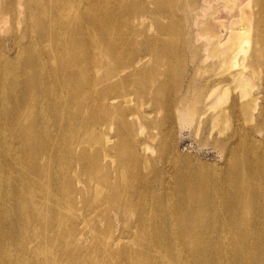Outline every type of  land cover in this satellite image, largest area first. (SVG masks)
Returning a JSON list of instances; mask_svg holds the SVG:
<instances>
[{"label":"bare ground","instance_id":"bare-ground-1","mask_svg":"<svg viewBox=\"0 0 264 264\" xmlns=\"http://www.w3.org/2000/svg\"><path fill=\"white\" fill-rule=\"evenodd\" d=\"M221 1L186 32L181 0H0V264H264V0ZM187 36L230 71L202 113L235 122L219 168L181 177L171 129L154 158L136 136L192 112Z\"/></svg>","mask_w":264,"mask_h":264},{"label":"rangeland","instance_id":"rangeland-1","mask_svg":"<svg viewBox=\"0 0 264 264\" xmlns=\"http://www.w3.org/2000/svg\"><path fill=\"white\" fill-rule=\"evenodd\" d=\"M118 1L121 2L123 0ZM208 4H210V7H213L215 5L222 4V1L211 0L208 3V0H181V7L178 15L186 21V28L184 27L186 32H189L192 22H194L193 29L198 28L195 26V22L203 19L202 15L205 13V9L208 8ZM221 10L222 11L218 10V13L214 15L217 17L216 20H213L215 23H218V21L227 23L231 20H236L233 18L227 19V17H230L231 14L222 8ZM186 13H188V16ZM204 18H208V16H205ZM10 27V23L3 26V28L9 32L11 31ZM226 32L229 33L225 28L222 34L226 35ZM187 38L191 43V45L187 43V53L185 54L188 74L184 80H182L181 76L176 78V80L181 81L182 84H185L186 82L189 85L190 83L192 84L186 98L188 99V104L192 112L189 113L188 117L182 116L181 118L177 117V119L173 118L172 120L168 119L164 112H161L157 116L159 119V124L157 126L151 124L149 127L145 128L143 132L138 130L136 136V139H145L147 146L151 148L150 150L144 151L142 149L144 147L142 146L140 148L142 149V152L154 158L157 154L156 148H158L161 143L164 144L163 142L165 135H167V128L171 129L174 139L165 143V153L176 151L178 155H180L178 157L182 163L178 162L177 166L185 167V170L180 174L181 177H191L201 171H216L219 168L224 159L222 141L226 138L227 134L232 133L235 122V120L231 118L230 123H228L226 127L225 133L221 134L219 126L214 127L213 124H211V121L208 120V112H206V114L202 113L203 109L207 108L208 88L213 85L217 77L229 76L230 71H226V73L223 74L222 72H224V68L216 58H210L209 60H206L208 59L206 58V61L203 60L206 56L205 54H207V51L204 49L205 47L201 44L203 43V40L198 41V39H196L197 41H191L189 36H187ZM0 39L3 40V43L1 44L2 50L6 54H11L14 50V45L10 40L9 33L7 34V32H4L3 34H0ZM21 41L24 42V39L21 38ZM192 45L200 47V49L191 50L193 48ZM255 71L256 76H262L264 74V68L262 70L256 68ZM147 84L148 83L146 81L141 80L137 86L141 88L145 87ZM130 88L131 87L123 86L120 91L121 95L119 99H123L121 98L122 96L131 99L128 107H130V113L132 114L129 116L130 119L138 121L139 117L144 114V111L152 110L154 109V106L148 103L147 99H143L137 94L136 90L139 88ZM185 88L187 87L185 86ZM261 88V83L257 78L254 89L252 90V96L258 99V103L264 98V93L261 91ZM182 92L184 93V88ZM233 92H230L231 94L229 99H239L238 91L237 93ZM176 97L181 98L182 96L179 93H176ZM161 99H163L162 102H166L164 100L168 99V97L165 95ZM240 103H238L239 108L242 106ZM242 121H244V119H242ZM167 173L171 175V172ZM117 232H119V229Z\"/></svg>","mask_w":264,"mask_h":264}]
</instances>
